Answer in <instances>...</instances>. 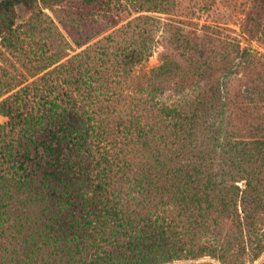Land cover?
Wrapping results in <instances>:
<instances>
[{"label": "trees", "instance_id": "obj_1", "mask_svg": "<svg viewBox=\"0 0 264 264\" xmlns=\"http://www.w3.org/2000/svg\"><path fill=\"white\" fill-rule=\"evenodd\" d=\"M39 2L0 0V38L17 55L18 8ZM157 23L141 14L64 62L73 47L49 27L48 57L20 80L3 70L0 98L20 89L0 101V264H245L264 253V58L171 19L161 64L138 74Z\"/></svg>", "mask_w": 264, "mask_h": 264}, {"label": "rangeland", "instance_id": "obj_2", "mask_svg": "<svg viewBox=\"0 0 264 264\" xmlns=\"http://www.w3.org/2000/svg\"><path fill=\"white\" fill-rule=\"evenodd\" d=\"M171 2L174 4V9L170 13L154 11L136 13L130 6L121 10L117 0H96L89 4H86L87 0H46V4L39 2L34 12L18 8L20 19L17 31L20 35L19 52L22 56L15 54L17 52L12 47H5L0 38V82L5 81L3 70L12 73L20 80V75L26 73V67H36L40 58L50 55L52 34L45 31L49 27L59 30L73 47L70 50L71 48L67 46L64 50L69 55L62 61L64 62L90 45L102 44L105 38L112 37L111 35L141 14L156 17L161 24H156L159 29L154 32L153 56L138 66V74L149 73L151 69L161 64L160 57L165 51L162 44L166 23L171 19H174L179 26H185L184 33L187 35L201 34L204 26H210L223 38L237 40L241 52L249 48L252 53L264 58V0H171ZM36 25L41 30L32 32L28 30ZM81 37H92V40L89 44L78 48L73 41H80ZM126 37L128 38V35ZM122 39L123 36L117 38L118 41ZM37 78L38 76L29 78L23 86L33 83ZM19 89L20 87H16L15 90L6 93L0 101ZM6 91L4 90V93ZM7 122L8 118L0 116V125H6ZM194 263L221 264L210 258H203ZM245 264H264V253L254 263L247 261Z\"/></svg>", "mask_w": 264, "mask_h": 264}]
</instances>
